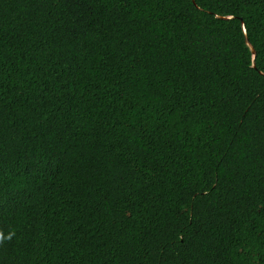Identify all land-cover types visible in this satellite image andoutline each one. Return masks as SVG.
I'll return each instance as SVG.
<instances>
[{
	"label": "trees",
	"instance_id": "16d2710c",
	"mask_svg": "<svg viewBox=\"0 0 264 264\" xmlns=\"http://www.w3.org/2000/svg\"><path fill=\"white\" fill-rule=\"evenodd\" d=\"M0 264H264V0H0Z\"/></svg>",
	"mask_w": 264,
	"mask_h": 264
},
{
	"label": "water",
	"instance_id": "95a60500",
	"mask_svg": "<svg viewBox=\"0 0 264 264\" xmlns=\"http://www.w3.org/2000/svg\"><path fill=\"white\" fill-rule=\"evenodd\" d=\"M246 42L248 43V45L250 46V48H251V50H252V52H253V54H255L256 52H255V49L251 46V44L248 42V39H247V37H246Z\"/></svg>",
	"mask_w": 264,
	"mask_h": 264
}]
</instances>
